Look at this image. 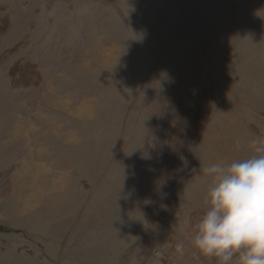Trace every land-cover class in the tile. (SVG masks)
<instances>
[{
	"label": "rangeland",
	"instance_id": "rangeland-1",
	"mask_svg": "<svg viewBox=\"0 0 264 264\" xmlns=\"http://www.w3.org/2000/svg\"><path fill=\"white\" fill-rule=\"evenodd\" d=\"M0 9V264H215L203 169L264 137V0Z\"/></svg>",
	"mask_w": 264,
	"mask_h": 264
},
{
	"label": "clouds",
	"instance_id": "clouds-1",
	"mask_svg": "<svg viewBox=\"0 0 264 264\" xmlns=\"http://www.w3.org/2000/svg\"><path fill=\"white\" fill-rule=\"evenodd\" d=\"M249 151L245 159L203 169L210 181L206 211L191 246L215 264H264V137L252 139Z\"/></svg>",
	"mask_w": 264,
	"mask_h": 264
},
{
	"label": "trees",
	"instance_id": "trees-1",
	"mask_svg": "<svg viewBox=\"0 0 264 264\" xmlns=\"http://www.w3.org/2000/svg\"><path fill=\"white\" fill-rule=\"evenodd\" d=\"M10 28V19L8 14L5 12L4 9H0V40L2 38V36L9 30ZM26 68H29L32 72H34L33 76L29 77V78H23V71L26 70ZM9 73L11 75L16 74L19 75L20 74V79L18 80V84L20 86H36L38 85V82L41 80L40 74L38 71H34L33 67L26 63L24 65H19V63H14V65L10 68ZM22 78V79H21Z\"/></svg>",
	"mask_w": 264,
	"mask_h": 264
}]
</instances>
